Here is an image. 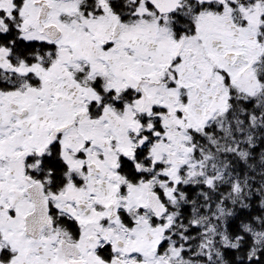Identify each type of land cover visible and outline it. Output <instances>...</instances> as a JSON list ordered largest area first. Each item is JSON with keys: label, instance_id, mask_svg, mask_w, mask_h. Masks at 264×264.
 Masks as SVG:
<instances>
[{"label": "snow or ice", "instance_id": "snow-or-ice-1", "mask_svg": "<svg viewBox=\"0 0 264 264\" xmlns=\"http://www.w3.org/2000/svg\"><path fill=\"white\" fill-rule=\"evenodd\" d=\"M0 264H264V0H0Z\"/></svg>", "mask_w": 264, "mask_h": 264}]
</instances>
